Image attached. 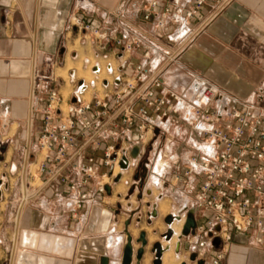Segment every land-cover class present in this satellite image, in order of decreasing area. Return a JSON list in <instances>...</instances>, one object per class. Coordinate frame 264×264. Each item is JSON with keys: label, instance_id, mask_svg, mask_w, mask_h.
Wrapping results in <instances>:
<instances>
[{"label": "crops", "instance_id": "1", "mask_svg": "<svg viewBox=\"0 0 264 264\" xmlns=\"http://www.w3.org/2000/svg\"><path fill=\"white\" fill-rule=\"evenodd\" d=\"M222 1L208 0L199 16L187 20L186 32L181 35L178 24L158 25L156 16L145 20L142 7L146 0H0V264H101L103 256L120 264L128 236L133 238L132 264H153L151 249L156 242L167 249L163 264L167 252L173 264H210L218 250L224 253L223 264H264V235L260 241L253 230L233 231L229 244L218 247L200 246L193 234H175L169 241L164 238L169 228L166 216L180 206L194 205V191L172 178L177 170L166 176L165 195L148 216L151 206L140 202L139 190L149 174L143 175L139 166L133 181H106L109 191L105 193L96 189L106 167L100 166L97 178H89L85 184L73 169L79 160L100 157L110 144L131 150L139 144L137 127L122 123L120 108L112 105L105 110L98 103L104 99L112 103L125 81L133 80L138 63H147L153 70L146 81H134L137 89L151 86L159 77L163 89L175 90L189 100L190 85L201 76L220 91L264 112V0ZM77 18L106 31L109 37L101 45L92 44L90 36L77 28ZM123 27L170 52L176 61L153 51L145 56V48L121 51L114 38L123 34ZM124 42L131 38L125 37ZM93 58L100 71L95 72L93 65L94 77L87 79L79 73L87 72ZM102 60L110 78L99 82ZM52 89L59 91L62 107L74 102L76 96L91 104L89 119L118 132L107 140L97 138L98 130L83 135L82 121L77 120L76 147L67 151L59 176L68 175L79 191L87 194L85 199L59 176L51 178L40 171L45 155L38 140L43 108ZM183 117L184 111L179 112L180 122L173 123L170 105L166 106L157 118V128L149 134V143L134 162L139 165L146 151L154 155L165 151L172 158L199 153L203 137ZM94 139L100 145L96 146ZM166 160L173 163L171 158ZM43 183L37 197L21 202L25 189ZM127 201L132 202L131 211L123 209ZM107 212L114 214L115 231L102 221ZM200 213L198 210L196 215ZM142 232L148 243L139 262L136 252L141 248Z\"/></svg>", "mask_w": 264, "mask_h": 264}, {"label": "built area", "instance_id": "2", "mask_svg": "<svg viewBox=\"0 0 264 264\" xmlns=\"http://www.w3.org/2000/svg\"><path fill=\"white\" fill-rule=\"evenodd\" d=\"M207 2L208 0H146L142 7L143 18L149 20L156 16L158 25L178 24L179 34L184 35L187 20L199 16ZM222 3H228V0H223ZM76 23L83 34L90 36L92 44L101 45L109 37L106 31L79 18ZM125 37L131 38V42L125 43ZM114 41L123 52L145 48V56L153 51L166 60L177 59L127 27H123V34L117 35ZM152 70L149 64L138 63L133 72V80L125 81L115 93L112 103L106 99L98 103L105 110L112 105L120 108L122 123L128 127H137L140 152L149 143V134L157 128V118L168 105L173 116L172 122L178 124V113L184 111V120L203 137V145L199 153H192L184 158H172L165 151L159 153L149 176L141 182L139 200H143L145 196H153L158 202L165 195L166 176L170 168L166 159L171 158L179 171L172 178L181 182L190 192L194 191L192 207L182 206L170 212L174 223L180 225V234L187 215L193 213L196 220L193 234L195 243L202 247L206 243L215 247V238L220 239V244H229L233 231L248 233L253 230L261 241L264 235V112L242 98L220 91L213 82L201 76H197L190 85L189 100H185L175 90L163 89L159 77L154 79L151 86L137 89L134 81H146ZM99 71L95 65V72ZM108 71L112 72L111 66ZM115 79L119 81L120 77L117 75ZM185 89L182 87L181 90ZM75 98L74 102L62 107L59 91L52 89L43 108L38 147L45 157L40 171L46 172L51 178L59 176L67 151L76 147L75 128L78 119L82 121L83 135L92 130L100 131L97 138L102 140L118 135L116 130L103 128L100 121L89 119L87 111L91 109V104L81 102L76 96ZM32 110L34 111V107ZM93 143L100 145L98 139H94ZM52 163L57 165L50 167ZM136 165L130 148L110 144L100 157L88 156L73 163V169L85 184L89 178H97L100 166L106 167L108 171L101 175L96 189L98 193H105L106 181L113 182L117 176L122 179ZM60 180L70 183V188L78 197H87V194L79 191L76 183L70 181L68 175H62ZM44 187L43 183L41 186L25 189L21 202L37 197ZM149 205L152 210L148 212V216H151V211L156 209L157 204ZM80 206L78 203L77 207ZM131 208V201L123 205L124 211H131ZM198 210H201L200 216L196 215ZM113 217V212H107L104 220L102 219L111 231L116 230L112 223ZM223 256V251L218 250L210 264H223Z\"/></svg>", "mask_w": 264, "mask_h": 264}, {"label": "water", "instance_id": "3", "mask_svg": "<svg viewBox=\"0 0 264 264\" xmlns=\"http://www.w3.org/2000/svg\"><path fill=\"white\" fill-rule=\"evenodd\" d=\"M76 100V98H74V101ZM140 148L138 145H135L132 150H131V156L132 158L136 159L140 153ZM120 176H117L115 178V182H118L120 180ZM106 189L109 191V186H106ZM154 216L157 215V212L155 211L153 213ZM165 223L168 224L169 228L167 230V232L164 234V238L169 241L174 235H175V230L172 228V225L174 223V218L171 214H169L168 216H166V218L164 219ZM196 225V220H195V216L193 215V213H189L186 217V221L183 225V228L181 230V235L182 236H189L190 234H194V228ZM139 242H141V248L139 250H137L136 252V257L138 259L139 262H141V259L145 253V246H147V239L145 238V232H142L139 238ZM220 239L219 238H215L213 241V244L216 245V247H218L220 245ZM133 238L131 236H128V240L127 243L123 249V254H122V259H121V263L120 264H132L133 262ZM167 249H165L163 247V245L161 244V242H156L153 244L152 246V253L155 255V258L153 260V264H163L162 261V257H163V253L166 251ZM202 263V262H200ZM101 264H112L110 263V259L107 256H103L101 259Z\"/></svg>", "mask_w": 264, "mask_h": 264}, {"label": "rangeland", "instance_id": "4", "mask_svg": "<svg viewBox=\"0 0 264 264\" xmlns=\"http://www.w3.org/2000/svg\"><path fill=\"white\" fill-rule=\"evenodd\" d=\"M96 59H92L91 60V64H90V66H89V69L87 70V72H82V71H80V75H84L85 77H87V79H92L93 77H94V75L92 74V72H91V67L93 66V65H95L96 64ZM102 63H101V65H102V71H101V73L99 74V82L101 81V79L102 78H104V77H109V75L107 74V72H106V68H105V65H106V63L102 60L101 61ZM80 67V66H79ZM110 78V77H109ZM160 144V143H159ZM161 149L162 148H157V151H161ZM159 153H161V152H158V153H156L155 155H154V153H153V151H146V153H145V155H143L140 159H139V165L137 164L136 166H134L133 168H132V170H130V171H128V172H126L125 173V175H124V177H123V179H128V178H130V179H132V181H133V177H132V174H133V172H136V169H137V166H139V170L141 171V172H143V175H147V174H149L150 172H151V170H152V167H153V165H154V162L156 161V157H157V155H159ZM139 156V155H138ZM168 166H170V168L168 169V171L169 172H174V171H176L177 169L175 168V165L173 164V163H170V164H168ZM118 171V169H116V172ZM178 171V170H177ZM135 174V173H134ZM137 202H139V200H137ZM140 202H141V200H140ZM159 202V201H158ZM158 202H156L155 200H154V198L152 199L150 196H145L144 197V200H142V203H143V205H147V203H149V204H152V203H156V204H158ZM134 203V202H133ZM135 204V203H134ZM150 206V205H149ZM182 206H180L179 208H181ZM179 208H176V209H179ZM148 210H149V208H147ZM145 213V212H144ZM146 214H148V213H146ZM175 229H177V228H180V225H178V224H174V226H173ZM180 230V229H179ZM164 256H165V258H164V263L165 264H173V261H172V258H170V256H169V253L167 252V253H165L164 254ZM177 264H179L178 262H177Z\"/></svg>", "mask_w": 264, "mask_h": 264}, {"label": "bare ground", "instance_id": "5", "mask_svg": "<svg viewBox=\"0 0 264 264\" xmlns=\"http://www.w3.org/2000/svg\"><path fill=\"white\" fill-rule=\"evenodd\" d=\"M80 70H81V68H80ZM175 224V223H174ZM174 224L172 225V228L175 230V234H179V232H180V228H177V229H175L173 226H174ZM114 264H116V263H114Z\"/></svg>", "mask_w": 264, "mask_h": 264}]
</instances>
